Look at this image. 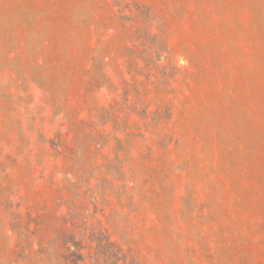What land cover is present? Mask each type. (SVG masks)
Returning <instances> with one entry per match:
<instances>
[{
	"label": "rangeland",
	"instance_id": "rangeland-1",
	"mask_svg": "<svg viewBox=\"0 0 264 264\" xmlns=\"http://www.w3.org/2000/svg\"><path fill=\"white\" fill-rule=\"evenodd\" d=\"M0 264H264V0H0Z\"/></svg>",
	"mask_w": 264,
	"mask_h": 264
},
{
	"label": "trees",
	"instance_id": "trees-1",
	"mask_svg": "<svg viewBox=\"0 0 264 264\" xmlns=\"http://www.w3.org/2000/svg\"><path fill=\"white\" fill-rule=\"evenodd\" d=\"M70 251V250H69ZM72 255L74 256L75 255V253H72ZM113 263H116V261H118L119 260V256L118 255H115V256H113Z\"/></svg>",
	"mask_w": 264,
	"mask_h": 264
}]
</instances>
